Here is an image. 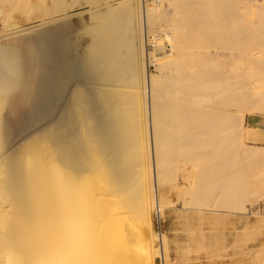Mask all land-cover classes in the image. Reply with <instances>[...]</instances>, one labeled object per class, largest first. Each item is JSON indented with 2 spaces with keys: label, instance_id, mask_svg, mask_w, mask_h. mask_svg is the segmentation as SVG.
I'll use <instances>...</instances> for the list:
<instances>
[{
  "label": "bare ground",
  "instance_id": "6f19581e",
  "mask_svg": "<svg viewBox=\"0 0 264 264\" xmlns=\"http://www.w3.org/2000/svg\"><path fill=\"white\" fill-rule=\"evenodd\" d=\"M85 2L0 0V264H264V0Z\"/></svg>",
  "mask_w": 264,
  "mask_h": 264
},
{
  "label": "rangeland",
  "instance_id": "374dc122",
  "mask_svg": "<svg viewBox=\"0 0 264 264\" xmlns=\"http://www.w3.org/2000/svg\"><path fill=\"white\" fill-rule=\"evenodd\" d=\"M82 1V2H81ZM86 0H80V3L79 4H81L82 6H80L79 4H77L76 6H77V8H76V6L74 7L75 8V10L74 9H72L71 10V17H72V19L75 21V22H77V32H79V38H80V40L82 41H80V43H84L82 46L83 47H85L86 45H87V40L89 39L88 37H89V35H88V33L86 32L87 30H85L86 29V27H87V24H86V22L88 21V19H89V15L88 14H86V12L85 11H87L88 9H86V8H84V6H85V4H86V2H85ZM69 2H71V0H69ZM84 4V5H83ZM83 12V13H82ZM84 14V15H83ZM83 20H85V21H83ZM89 22V21H88ZM86 25V26H84V25ZM83 25V26H82ZM84 28V29H83ZM82 29H83V31H82ZM83 33H84V35H83ZM86 33V34H85ZM82 35H83V37H82ZM86 36V37H85ZM84 41V42H83ZM81 46V47H82ZM148 50H149V52L151 51V52H154L155 51V47L154 46H149L148 47ZM163 51L162 50H159L158 52H157V54L159 55V56H163ZM147 69H148V71L150 72V73H156V69H155V67L154 66H152V65H150V64H148V66H147ZM249 116H251V115H249ZM252 116H259V115H252ZM260 117H263V116H260ZM182 182V181H181ZM253 211L254 212H262V213H264V196L259 200V201H257L255 204H254V207H253ZM240 217H243L244 219H246L247 217H249V216H246V217H244V216H240ZM167 218V219H166ZM184 220H182V219H176L175 218V216L174 215H171V214H166L165 215V217H164V219H163V223H162V226H163V228H164V231L166 232V233H168L167 235H169V239L171 240V251L173 252H171L172 254H171V257H170V259H171V261H170V263L168 262V264H174V262H176L175 264H189L190 262V264H214V262H216V261H221V260H225V261H227V262H231V261H237V260H239V259H245V258H249V257H254L255 255H254V253H248V249L246 248V251L247 252H244V253H233L232 251L233 250H231L230 251V253H231V255H229V257H225L224 256V254H222V252H219V253H217V254H214V253H212L211 254V252H209V253H204V251H203V254L202 253H200V252H198V256H197V252H191L190 254H191V257L188 255V257H186L185 258V255H184V253L182 254V251L181 250H183L182 248L184 247V244L186 245V243L189 241V235H188V233L185 231V230H187L186 228H187V226H185L186 224H185V222H183ZM183 224H185V225H183ZM193 226H191V228H193L196 232H198L197 234H196V238H197V236H199L200 235V233H201V229H202V227H199V223H194V224H192ZM207 227V228H206ZM204 229H203V231H202V233L206 236V237H208V236H210V233H208V232H210L209 231V228H208V226L207 225H204V227H203ZM197 230H199V231H197ZM200 232V233H199ZM208 233V234H207ZM207 234V235H206ZM186 237H187V239H186ZM198 239V238H197ZM178 243V244H177ZM192 244V245H191ZM176 245H178V246H180V248H177L176 247ZM181 245H183V246H181ZM190 245L192 246V249H193V247L195 248V246L196 245H194V243H190ZM194 245V246H193ZM186 247V246H185ZM251 248H255V247H251ZM177 252L179 253V254H177ZM181 253V254H180ZM199 253L201 254V255H199ZM194 254H196V257H195V255ZM205 254V255H204ZM249 254V255H248ZM250 254H251V256H250ZM182 255H184V256H182ZM241 255H245V256H241ZM180 256V257H179ZM208 256V257H207ZM218 256H221V257H218ZM236 257V258H233V257ZM226 259H225V258ZM222 258V259H221ZM201 259V260H200ZM208 261H207V260ZM217 259H219V260H217ZM187 262H186V261ZM210 260H212V261H210ZM199 261V262H198Z\"/></svg>",
  "mask_w": 264,
  "mask_h": 264
},
{
  "label": "crops",
  "instance_id": "0c3cea01",
  "mask_svg": "<svg viewBox=\"0 0 264 264\" xmlns=\"http://www.w3.org/2000/svg\"><path fill=\"white\" fill-rule=\"evenodd\" d=\"M246 123L251 127L260 128L264 131V118L260 116H248L246 119ZM258 144L257 142H255ZM250 144H254V142H250Z\"/></svg>",
  "mask_w": 264,
  "mask_h": 264
},
{
  "label": "built area",
  "instance_id": "2783aa9c",
  "mask_svg": "<svg viewBox=\"0 0 264 264\" xmlns=\"http://www.w3.org/2000/svg\"><path fill=\"white\" fill-rule=\"evenodd\" d=\"M148 3H152V0H148Z\"/></svg>",
  "mask_w": 264,
  "mask_h": 264
}]
</instances>
